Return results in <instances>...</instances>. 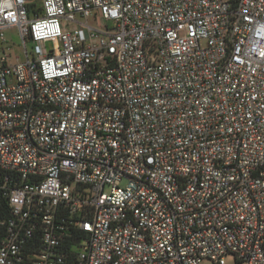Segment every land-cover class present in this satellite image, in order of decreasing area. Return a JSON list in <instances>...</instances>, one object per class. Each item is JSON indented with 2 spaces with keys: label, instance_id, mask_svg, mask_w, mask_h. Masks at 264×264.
Masks as SVG:
<instances>
[{
  "label": "built area",
  "instance_id": "obj_1",
  "mask_svg": "<svg viewBox=\"0 0 264 264\" xmlns=\"http://www.w3.org/2000/svg\"><path fill=\"white\" fill-rule=\"evenodd\" d=\"M228 256L264 264V0H0V264Z\"/></svg>",
  "mask_w": 264,
  "mask_h": 264
},
{
  "label": "rangeland",
  "instance_id": "obj_2",
  "mask_svg": "<svg viewBox=\"0 0 264 264\" xmlns=\"http://www.w3.org/2000/svg\"><path fill=\"white\" fill-rule=\"evenodd\" d=\"M5 36H6V39L8 40V45L10 46V48L13 51L11 54L13 59L16 56H19L20 61H24L25 56H24V51L22 48V42L18 38L17 31L16 30L8 31L5 33ZM123 185H125V183H123ZM226 262H227V264H233V257H231V256L226 257ZM202 264H212V263L209 261H204Z\"/></svg>",
  "mask_w": 264,
  "mask_h": 264
}]
</instances>
